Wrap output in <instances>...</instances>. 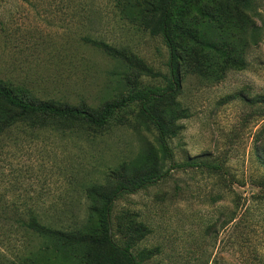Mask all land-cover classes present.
Segmentation results:
<instances>
[{
	"label": "rangeland",
	"instance_id": "374dc122",
	"mask_svg": "<svg viewBox=\"0 0 264 264\" xmlns=\"http://www.w3.org/2000/svg\"><path fill=\"white\" fill-rule=\"evenodd\" d=\"M244 1L177 4L178 86L155 103L171 161L212 162L223 173L170 169L138 103L100 128L18 123L0 131V264H92L87 241L58 233L99 235L103 198L129 178L166 171L113 201L115 243H131L141 264H264V0ZM140 12L141 0H0V83L93 113L138 90H169L167 47ZM7 112L0 103V125ZM24 202L47 229L3 219L13 204L15 217L25 212Z\"/></svg>",
	"mask_w": 264,
	"mask_h": 264
},
{
	"label": "trees",
	"instance_id": "16d2710c",
	"mask_svg": "<svg viewBox=\"0 0 264 264\" xmlns=\"http://www.w3.org/2000/svg\"><path fill=\"white\" fill-rule=\"evenodd\" d=\"M181 0H141V12L136 17L140 21V25L149 30L152 36H161L168 50V70L170 74L169 90L161 91L160 89L138 90L121 97L117 101L105 103L101 109L96 112H90L85 108H73L68 106H58L47 101H31L25 94H16L8 85L0 83V103L7 109V116L0 125L1 130H9L11 127L24 122L29 126H35L40 119H63V120H79L93 127H103L105 123L117 112L130 104L138 103L140 106V115L143 119L151 124L158 133L159 147L161 149V158L171 161V153L166 141V127L163 121L155 113V103L162 101L166 96L175 94L178 86V54L171 36V29L174 24L175 14L177 12V4ZM121 0H116V4H120ZM245 6L249 4L248 0L244 1ZM135 18V19H136ZM96 47L106 50L114 57H121L122 53L116 49L109 47L106 43L98 40H92L84 37ZM149 73L150 71L144 70ZM26 93V91H23ZM27 94V93H26ZM31 122V123H30ZM34 128V127H32ZM170 169L185 170L200 168L209 173H223L221 165L206 161H188L181 164L172 163ZM164 173L152 172L148 175L129 178L124 184L119 186L114 193L102 199V208L99 219L100 233L97 236L85 235L81 237V232L76 231L69 234L58 233L59 236L75 241H87L93 248L90 257L92 264H141L144 261L140 252L133 253L132 245L126 242L124 245H118L112 239L113 235L110 228V211L113 201L119 194L132 193L143 189L148 185L155 183L167 175ZM26 202L23 203L25 212L19 216H14L13 211L9 218L3 216L5 221L17 224V227L26 231H43L46 226L40 223L39 217L33 215V210L26 209ZM17 208V207H16ZM17 211V210H15Z\"/></svg>",
	"mask_w": 264,
	"mask_h": 264
}]
</instances>
